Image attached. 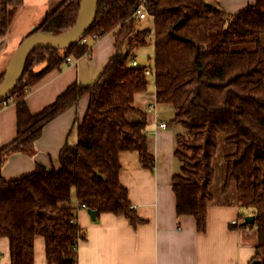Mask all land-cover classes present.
Here are the masks:
<instances>
[{"label":"trees","instance_id":"1","mask_svg":"<svg viewBox=\"0 0 264 264\" xmlns=\"http://www.w3.org/2000/svg\"><path fill=\"white\" fill-rule=\"evenodd\" d=\"M140 1L96 0L85 35L112 33L113 53L91 84H69L36 113L26 105L28 90L48 70L59 69L67 57H80L90 47L79 42L65 49L39 47L25 56L14 90L5 99L15 104L16 136L0 147V169L9 155L30 152L45 124L65 109L82 98H87V108L81 119L75 118L77 140L63 145L57 167L37 165L13 179L0 175V237L8 239V264H33L35 236L44 239L47 264H76L77 243L85 238L76 221L82 203L95 211V221L110 212L133 227L143 222L118 174L126 152H136L140 166H154L146 115L134 104L150 79L144 74L146 65L131 64L133 50L150 39L155 101L171 104L172 122L182 128L174 148L180 168L171 180L177 215L192 216L197 229L204 230L206 207L213 200V158L220 144L226 145L230 151L222 156L220 192L224 195L232 186L237 206L254 215L252 223L241 225L255 228L252 260L264 264V0L232 15L214 0H144V19L152 21V29L133 17ZM21 4L0 0V36L8 32ZM79 4L51 0L24 38L66 33Z\"/></svg>","mask_w":264,"mask_h":264},{"label":"crops","instance_id":"2","mask_svg":"<svg viewBox=\"0 0 264 264\" xmlns=\"http://www.w3.org/2000/svg\"><path fill=\"white\" fill-rule=\"evenodd\" d=\"M50 1L22 0L12 28L0 36V74L12 52L40 22ZM256 1L214 0L213 4L232 15ZM113 50V35L106 33L90 43L89 52L71 57V61L64 62L59 69L48 70L25 96L29 111H40L71 83H92ZM42 67L38 66L37 70ZM150 103L157 107L163 104L155 101L154 87L153 91L147 88L135 96V106L146 115L147 148L154 158V166L150 170L140 163L133 167L124 165L125 156L131 153L126 152L121 154L122 168L118 174L120 184L127 189L128 198L143 222L133 227L127 218L110 212L100 213L95 221L86 208L79 207L76 221L85 238L77 243L76 264H249L257 240L254 227L241 225L246 215H252L249 210L243 212L236 203L213 199L206 207L203 231L197 229L192 216L177 215L171 180L176 173L174 148L179 129L172 122L173 107L171 109L167 103L145 111ZM86 108L87 98H82L50 120L30 152H15L7 157L0 175L13 179L32 172L37 165L57 167L63 145L77 140L74 120L81 119ZM160 121H165L167 126L158 127ZM15 136L16 108L9 99L0 107V147ZM233 220L236 223L233 224ZM9 262L8 239L0 237V264ZM33 264H47L41 236L33 240Z\"/></svg>","mask_w":264,"mask_h":264},{"label":"water","instance_id":"3","mask_svg":"<svg viewBox=\"0 0 264 264\" xmlns=\"http://www.w3.org/2000/svg\"><path fill=\"white\" fill-rule=\"evenodd\" d=\"M96 0H80L78 15L72 28L62 35L52 36L45 34H33L24 38L16 49L12 52L3 79L0 83V102L5 100L14 90L18 80L23 60L28 52L35 48L65 49L78 42L87 32L94 13ZM90 217L95 219V211L87 210ZM254 215H246L243 222L252 223ZM250 264H260L258 259H254Z\"/></svg>","mask_w":264,"mask_h":264},{"label":"rangeland","instance_id":"4","mask_svg":"<svg viewBox=\"0 0 264 264\" xmlns=\"http://www.w3.org/2000/svg\"><path fill=\"white\" fill-rule=\"evenodd\" d=\"M15 13H16V11L13 13L12 18H11V23H10V27H9L10 29L12 28V24L15 21L14 20L15 19L14 18ZM42 18H43V15H42L41 19ZM41 19H40V21H41ZM141 25L143 27L146 26V27H149L152 29V21L148 20L147 18L141 19ZM151 37H152V35H151ZM262 42L264 44V35L262 36ZM153 51H154L153 42H152V39H150L147 45L135 48L133 50L131 56L132 57L136 56V59H137V61H139L140 64L152 67L153 66ZM153 87H154V81L149 80L148 87H147L148 91H153ZM165 104H167V103H163L160 105L166 106ZM160 105L157 107L155 104L157 109L161 107ZM168 107L171 108L172 107L171 104H168ZM175 127L178 128L179 131H181V129H182L179 125H176V124H175ZM229 151L230 150L227 148L226 145L220 144L218 151H217L215 157L213 158L214 180H213V183L211 185V192L213 195V199L216 201L235 203V198H234L235 194H234V189L232 188V186L228 188L227 192L224 195H222L220 192V190L223 186V180H224V164H223L222 156H223V154H225ZM128 156H130V157H128ZM129 162H133V163H129ZM123 163H124V165L128 164V165H131L132 167H133V164L135 166H139V161L137 160L136 152L128 153L125 156ZM176 165H177L176 166V172H178V168H179L178 161H176ZM242 211L246 212V211H248V209H243Z\"/></svg>","mask_w":264,"mask_h":264},{"label":"built area","instance_id":"5","mask_svg":"<svg viewBox=\"0 0 264 264\" xmlns=\"http://www.w3.org/2000/svg\"><path fill=\"white\" fill-rule=\"evenodd\" d=\"M145 6H146V2L144 0L140 1V3L138 4V6L136 7V9L134 10L133 12V17H135L136 19H144L146 17V13H145ZM99 38L98 35L96 34H93L91 36H87V35H83L80 40L78 41L81 45H88V47H90V43L91 42H95L97 39ZM71 57H67L66 58V61H71ZM131 64L133 66H137L138 65V62H137V59H136V56L133 57L131 59ZM144 74L146 75V77H148L150 80H155V74H154V70L152 69V67L150 66H145V69H144ZM8 102H6L5 100H2L0 102V107L1 106H5ZM155 107V103H150L148 104V106L145 108V111H148L152 108ZM158 127H161V128H165L167 126V123L165 121H160L158 124H157ZM80 207L82 208H86L85 205L82 203L80 204ZM232 223H236L235 220L232 221Z\"/></svg>","mask_w":264,"mask_h":264}]
</instances>
